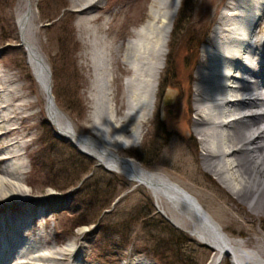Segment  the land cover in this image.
Listing matches in <instances>:
<instances>
[{
  "label": "bare ground",
  "instance_id": "obj_1",
  "mask_svg": "<svg viewBox=\"0 0 264 264\" xmlns=\"http://www.w3.org/2000/svg\"><path fill=\"white\" fill-rule=\"evenodd\" d=\"M37 1L18 0L16 5L17 25L36 92L19 72L0 68V264H85L75 241L62 250L52 248L45 199L35 204L20 184L28 183L23 159L30 143L22 141L28 136L24 122L35 115L29 110L40 97L60 135L133 186L145 187L173 224L213 250L209 264H222L226 257L231 264H264L262 238L246 243L232 237L179 182L121 154L122 149L137 145L146 132L183 0H150L145 21L121 46L115 45L119 33L112 34L110 18L101 13L102 0H70L82 33V58L93 69L88 98L93 102L89 127L95 137L79 133L56 102L51 67L32 38L38 20ZM224 7L203 47L199 67L190 76V81H196L193 109L198 115L190 136L200 138L203 168L231 194L242 201L261 199L264 115L257 111L264 107V0H226ZM255 14L259 15L252 25ZM237 19L238 24L232 27ZM221 38V50L216 52ZM121 65L127 75L119 103L115 82ZM214 67H219L218 74L212 72ZM188 100L192 102L190 97ZM41 111L39 107L36 113ZM187 123L190 127V119ZM122 264L150 263L136 259Z\"/></svg>",
  "mask_w": 264,
  "mask_h": 264
},
{
  "label": "rangeland",
  "instance_id": "obj_2",
  "mask_svg": "<svg viewBox=\"0 0 264 264\" xmlns=\"http://www.w3.org/2000/svg\"><path fill=\"white\" fill-rule=\"evenodd\" d=\"M17 1L0 0V68L19 72L32 82L29 89L35 93L36 81L17 25ZM149 1L102 0L101 13L110 18L112 34L119 33L114 34L116 46L126 42L131 31L145 21ZM37 2L38 20L32 38L51 67L56 102L79 133L95 137L89 127L93 102L88 98L93 69L82 58L84 43L76 13L70 10L71 1ZM182 3L146 132L137 145L122 149L121 154L134 157L145 168L165 173L179 182L232 237L242 238L246 243L264 240V212L257 213L264 211V198L242 201L231 194L203 168L200 138L195 134L190 136L193 119L198 117L193 109L196 81H190V76L199 67L203 47L210 41L226 0H183ZM222 39L218 40V48ZM118 74L115 86L120 103L122 81L127 75L123 65ZM168 90L174 91V96L169 100L172 104L165 105L163 114V98ZM39 100L29 110L35 115L24 122L28 136L22 141L30 143L23 159V176L28 183L20 184L35 204L45 199L52 248L62 250L65 244L75 241L85 264H122L136 259L150 264H209L213 254L210 247L173 224L159 211L145 187L133 186L60 135L47 116L44 99ZM39 107L42 111L36 113ZM139 155L145 160L141 161ZM44 219L39 217L40 221ZM222 264H231L229 257Z\"/></svg>",
  "mask_w": 264,
  "mask_h": 264
},
{
  "label": "water",
  "instance_id": "obj_3",
  "mask_svg": "<svg viewBox=\"0 0 264 264\" xmlns=\"http://www.w3.org/2000/svg\"><path fill=\"white\" fill-rule=\"evenodd\" d=\"M174 91H172V90H168V92L166 93V96L163 98V103H162V113L164 114V111H163V109H164V107H165V105H167V104H172V102H170L169 100H170V98L172 99V95L174 96V93H173ZM82 153H84V152H82ZM85 155H87L86 153H84ZM92 157V156H91ZM100 164V163H99ZM100 165H102V164H100ZM107 168V167H106ZM108 170H110L109 168H107ZM204 244V243H203ZM204 245H206V244H204ZM207 246V245H206Z\"/></svg>",
  "mask_w": 264,
  "mask_h": 264
},
{
  "label": "trees",
  "instance_id": "obj_4",
  "mask_svg": "<svg viewBox=\"0 0 264 264\" xmlns=\"http://www.w3.org/2000/svg\"><path fill=\"white\" fill-rule=\"evenodd\" d=\"M185 4V3H184ZM182 6H183V3H182ZM141 154V153H140ZM139 159L141 160V161H143V160H145V157L143 156H141V155H139ZM79 225V224H78ZM78 227V226H77Z\"/></svg>",
  "mask_w": 264,
  "mask_h": 264
}]
</instances>
